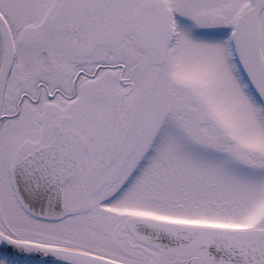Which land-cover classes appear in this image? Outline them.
Masks as SVG:
<instances>
[{
	"label": "snow or ice",
	"instance_id": "obj_1",
	"mask_svg": "<svg viewBox=\"0 0 264 264\" xmlns=\"http://www.w3.org/2000/svg\"><path fill=\"white\" fill-rule=\"evenodd\" d=\"M0 264H264V0H0Z\"/></svg>",
	"mask_w": 264,
	"mask_h": 264
}]
</instances>
